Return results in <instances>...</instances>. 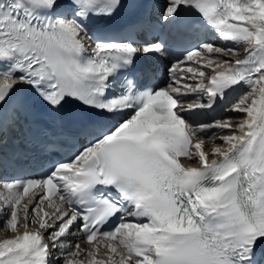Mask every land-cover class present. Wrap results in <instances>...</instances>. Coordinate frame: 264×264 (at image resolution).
I'll return each instance as SVG.
<instances>
[{
	"label": "snow or ice",
	"instance_id": "snow-or-ice-1",
	"mask_svg": "<svg viewBox=\"0 0 264 264\" xmlns=\"http://www.w3.org/2000/svg\"><path fill=\"white\" fill-rule=\"evenodd\" d=\"M148 7L0 0V264H264V0Z\"/></svg>",
	"mask_w": 264,
	"mask_h": 264
},
{
	"label": "bare ground",
	"instance_id": "bare-ground-1",
	"mask_svg": "<svg viewBox=\"0 0 264 264\" xmlns=\"http://www.w3.org/2000/svg\"><path fill=\"white\" fill-rule=\"evenodd\" d=\"M2 238V237H1Z\"/></svg>",
	"mask_w": 264,
	"mask_h": 264
}]
</instances>
